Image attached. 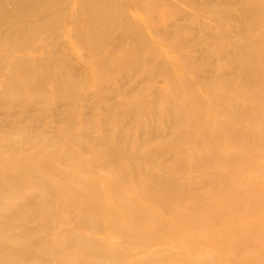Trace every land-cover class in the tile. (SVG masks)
Returning <instances> with one entry per match:
<instances>
[{
	"label": "rangeland",
	"instance_id": "rangeland-1",
	"mask_svg": "<svg viewBox=\"0 0 264 264\" xmlns=\"http://www.w3.org/2000/svg\"><path fill=\"white\" fill-rule=\"evenodd\" d=\"M92 1L0 0V180L17 177L2 165L17 160L37 166L47 181L19 220L0 203V257L18 256L22 264H135L150 254L174 253L214 262L213 252L227 240L208 235L206 244L194 242L208 230L203 214L200 229L170 235L159 223L133 238L119 236L115 227L126 219L119 217L114 228L106 220L108 185L121 201L144 203L170 224V214L141 187L117 178L134 174L137 183H153L158 175L183 183L192 195L209 187L204 180L213 160L220 175L243 157L264 160V127H254L256 117L235 129L244 131L234 143L243 144L239 160L224 139L234 132L237 111L255 105L238 89L264 75V15L252 0H102L106 15L91 30L84 10ZM243 45L255 62L241 56ZM239 68L250 75L244 83L236 80ZM199 154L210 170L204 172ZM80 194L94 205L86 222L79 220ZM63 232L69 245L79 240L83 250L100 253L60 258Z\"/></svg>",
	"mask_w": 264,
	"mask_h": 264
},
{
	"label": "bare ground",
	"instance_id": "bare-ground-1",
	"mask_svg": "<svg viewBox=\"0 0 264 264\" xmlns=\"http://www.w3.org/2000/svg\"><path fill=\"white\" fill-rule=\"evenodd\" d=\"M252 2H253L252 6L254 7L255 12H259L262 15H264V0H252ZM85 6H86L84 10L86 14L85 19L89 24L88 27L91 30L100 27L99 25L102 24V21L104 20V17L106 15L105 12L106 8L103 1L93 0L92 4L90 3V5L87 4ZM249 48L250 46L243 45L242 47L243 52L241 53V56L255 62L256 55L252 56V54H250L249 52ZM236 75H237L236 80L239 83L242 82L244 83V81H246L247 78H249L250 76L248 72L240 68ZM238 90H239V95L241 97H247L255 105L254 106L246 105L243 108L242 112L237 111L236 114H238V117L237 116L235 117L236 124L233 127L234 129L232 128V125L226 126V127L230 126L234 131L228 133V135H226L224 139L225 142L227 141V144L229 143L228 145H232L230 146L232 147L230 148V150L232 149L233 150L229 152V154L232 153L236 155V157L241 156L240 147L241 145H243L240 144L241 142L239 140L240 137L238 138L240 145L234 144L237 141L236 134L237 133L239 134L242 131L241 128H239V130L241 131L238 130L239 132L235 133L236 127L244 125V123L246 124V126L251 125L246 123V121L252 116L256 117V123L254 124V127H264V75L257 80L256 79L248 80V84L245 85L244 87H240V89ZM235 99L236 98H234V100ZM237 99L235 100L236 102L235 101L232 102V104L237 105L236 107L239 106L237 101L240 100L239 98ZM168 107L169 106H167V108ZM185 108L189 111L190 105L188 108L187 107ZM169 127L170 126L168 125V129ZM159 130H161V127ZM173 130L174 129H172V131ZM227 132H229V129H227ZM241 133H244V131H242ZM249 133L250 130L248 134ZM222 140L220 139V141ZM244 140L245 142L247 141L246 137ZM199 143H201V141ZM201 144L203 146V143ZM207 147H209L208 144ZM206 150H208V148L205 149V151ZM219 150H221V148ZM224 150L227 153V149ZM223 154H220V156ZM250 154L253 153L250 152ZM210 156H212L210 158L214 157L213 155ZM198 157H200V154ZM202 158L200 157L202 162L199 161L200 160L199 158L198 161L203 164L201 165L202 167H204V172L208 171V169L210 170L209 167L211 166V170L210 172H206V177L204 180L206 181V183L205 182L204 183L206 185L208 184L209 187L205 189L203 188L199 192H196L195 190L192 195L187 193L188 189H186L183 186V183L182 184L179 182L172 183L173 181L167 182L166 178L165 180L162 176H158V175H156V177L153 178L152 180L153 183L152 182L149 183V181H145L143 183L142 182L137 183L136 182L137 178L134 177V174L133 176L127 175L128 176L127 178L126 177L123 178L120 176L119 178H117V180H120V182L123 183L124 185L131 184L141 187L140 189L144 190V196L146 195L147 199L149 198L150 200L156 201V206L160 208V210L165 209V211H167L170 214L172 224L166 223V221H162L159 215L158 214L155 215L152 212V210L148 209V207L144 203H134V202L126 203L121 201L123 197L120 195V192L118 191V189L113 188L112 185L110 184L108 185V187H110V189L113 190L111 192L112 210L110 209V213L107 215L106 220L110 222L112 224V227L114 228L116 226V223L118 222L119 217H125L126 220L122 222L123 224L120 222L121 223L120 227L116 226L115 227L116 231L114 229L113 230L117 232L119 236L122 235L124 237L133 238L136 236V234H139L141 232L143 233L147 231L150 232L151 229L159 223L168 227L170 235L180 234L183 231H187L190 228L196 229L197 227H199L200 229V225H198L199 224L198 218L202 217L203 214L205 215V218L203 220L204 225L202 226H204L203 228L208 230L198 234L195 237L194 242L196 244L197 243L206 244L208 235H214L216 237L215 241L217 243L218 242L220 243L221 240L225 238V240L227 241L225 243L222 242L220 244L222 245L221 248L223 250L221 252L219 251L213 252L214 255L218 256V257H214L217 261L216 260L214 262L213 260L207 261L198 255L196 257L193 255L182 256L181 254L177 255L174 253L173 255H166V253H162L158 255L156 253L137 259L135 264H223V263L225 264L227 262H229L230 264H264V229L262 230V232L257 231V229H255V227L258 225L264 226V160L257 159L255 161H247L248 158L246 160L245 157H243L244 160H242V162H238L237 164L240 163L238 166L232 165V167L228 169L226 168L227 171L225 172V174L221 173L220 175L219 173L220 167L216 165L218 163H216L214 160L212 162L213 164L209 163V159L207 158V156L205 157V159L204 157ZM230 158L231 157H229V159ZM237 158L239 160V157ZM260 158L264 159V156L263 158L262 156ZM227 159L225 160V162L228 161ZM254 159H256V157H254ZM172 160L174 161V157ZM229 162L230 161H228V163ZM4 164L5 165L8 164L9 168H7V170L14 172L17 177H15L12 180L10 179L0 180V203L3 202L4 204L3 208H5V211L14 215V217H16L17 220H19L20 214L23 215L27 211L26 207L29 205V203L35 202L36 200L38 201L37 197L38 195H41L45 190L47 186L46 184L47 181L46 182L44 181L38 167L35 165L27 167L24 164L21 165V161H17V160H8L6 161V163H3L2 165ZM164 165L167 166L168 164L164 163ZM219 165L221 166V163H219ZM169 171L170 170L168 166L164 168V172H169ZM171 172L169 174H171ZM181 173L182 172H180V174ZM218 173H219V177H218ZM213 174H215L216 176H213ZM28 175H31L32 178L31 176ZM174 185H176L177 188L174 187ZM197 186L195 188H198ZM203 187H205V185H203ZM82 195L84 194L78 195L75 200L78 204L83 205V211L82 210L80 211L79 220L82 222H86L85 220L89 221L92 219V215L91 213H89V207L94 208V205L92 204L90 199L84 198L82 197ZM115 204L121 206L120 207L121 210H116L115 208H113ZM133 209H135L136 211ZM93 219H94V215H93ZM235 220L236 222H234ZM14 221L15 220H13V222ZM214 227H218L220 228V230L217 229L215 231ZM26 229L29 236H31L32 230L29 227H26ZM68 236H70L68 232L67 233L63 232V234L59 238L58 256L60 258L63 259L64 258L70 259L73 257L78 258V256H80L84 251L85 253H88L89 255H93L96 257V254H99L101 251L100 249H97L95 247L93 248L91 247V249L83 250L80 246L79 240L75 244L73 243L72 245H69L67 243ZM14 240L15 241L13 242L16 243L15 238ZM83 243L85 242L83 241ZM188 244L191 245L190 246L191 250L195 249L196 244L195 245L192 243H188ZM3 246H5V242L4 243L0 242V249ZM181 253L187 254L184 251H182ZM93 258L94 257L91 256V259ZM20 260L21 259H19L18 256L11 258H5V256H2L0 257V264H22Z\"/></svg>",
	"mask_w": 264,
	"mask_h": 264
}]
</instances>
